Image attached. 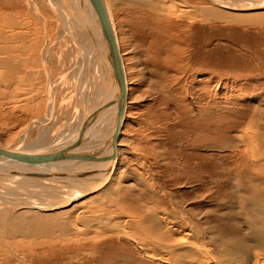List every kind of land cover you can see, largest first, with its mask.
I'll return each instance as SVG.
<instances>
[{
	"label": "rangeland",
	"instance_id": "rangeland-1",
	"mask_svg": "<svg viewBox=\"0 0 264 264\" xmlns=\"http://www.w3.org/2000/svg\"><path fill=\"white\" fill-rule=\"evenodd\" d=\"M193 1L215 5L212 0ZM51 5L49 0H0V12L5 9L2 13L20 15L17 19L31 25L33 33L38 30L40 43L47 47L45 67L35 66L40 71L37 78L18 86L15 96H0V145L3 147H26L42 132L45 142L63 135L66 138V132L79 125V118L82 120L78 114L85 115L84 106L78 104L87 98V93L81 97L77 92L88 75L86 67L94 64L87 59L82 69H78L80 76H76L75 67L71 68L76 48L59 26V16L55 17L57 10ZM112 14L131 91L114 170L125 196L130 199L122 200V206L130 210L145 204L162 215L168 212L170 220L176 222L179 219L190 222L189 218L194 215L206 239L212 240L221 234L225 238L240 236L253 243L254 239L250 238L255 233L261 231L264 235V157L253 154L249 147L252 143L246 140L254 111L264 106V23L228 24L212 20L207 28L200 29L203 34L194 29L185 32L192 38L188 44L181 38L182 53L173 56L174 63L169 60L165 65L160 46L149 44L151 37L144 28L138 27L139 24L132 27L119 8ZM133 14L139 16L137 12ZM171 45L165 44V52L170 53ZM11 87L5 91L13 92ZM48 102L53 105L50 110ZM43 117L51 118L48 124L34 123L29 128L31 121ZM54 194L62 202L63 196L57 191ZM19 195L26 196L22 191ZM81 198L73 202L74 206L88 205L89 201L90 205L99 196L92 193ZM78 207L76 210L83 208L89 212L95 209ZM10 208L15 209L10 203L0 204V212ZM131 231V227L119 222L110 236L93 234L86 248L69 252L61 251L65 245L58 238L50 237L54 241L45 236L10 238L14 252L10 250L15 254L7 255L0 247V264H81L85 259L83 253L90 249L96 252L83 264H105L111 256L136 264L130 261L134 256L145 257L136 248L135 239L126 237ZM18 240L23 242L18 244ZM46 242L58 245L49 250L48 245L42 246ZM200 261L196 259V263L187 264H200ZM146 262L164 264L159 260Z\"/></svg>",
	"mask_w": 264,
	"mask_h": 264
},
{
	"label": "bare ground",
	"instance_id": "bare-ground-1",
	"mask_svg": "<svg viewBox=\"0 0 264 264\" xmlns=\"http://www.w3.org/2000/svg\"><path fill=\"white\" fill-rule=\"evenodd\" d=\"M50 1L52 3L51 6L57 10V14L56 12L54 13L56 14L55 17L59 16L57 18L58 21L60 20L59 26L62 27V31H66L71 42L69 43L74 46V49L76 48L77 54L73 56L75 59L71 63V68L75 67V71L77 72L76 76L78 74L80 76V73H78L80 70L78 69H82L84 62L89 60L94 64V67H86L89 69L88 71L86 70L88 75L82 81L83 87L77 92L81 97L87 93V98L78 104L82 107L84 106L82 113H85V115L82 116L79 115V112V114L76 113V115L78 114L79 117H82V120L78 116L76 117V119L79 118L80 123L77 127L72 128L71 132L68 131L70 133L66 132V138L64 135L62 138H57V136L56 140L53 139L54 141L52 142H45L43 141L45 133L42 132L35 142L29 143L26 147H5L12 150L25 152L44 151L48 147L61 143L75 135L85 122L94 120V123L98 122V124L92 129L91 137L85 141L83 140L84 142L81 139L77 142V145L83 143L82 146H84L82 148H86L91 144L89 141L92 137L105 133L111 127L110 116L107 112L114 108L113 105L99 116L97 115V117H90L89 114L93 112L95 106H100L104 102V99H106L105 101L108 100V95L113 86L111 73L107 64L95 49L89 32L90 30L91 34H94V41L100 43V30L90 9L89 2L88 0ZM212 1L215 2V5L207 4L204 1L201 3L194 2L193 0H104L122 59L127 92L126 107L131 91L124 56L116 34L115 21L112 14L115 8L122 10V13L131 22L132 27L139 24L138 27H142L147 31L148 37H151L149 38V44L153 46L157 43L160 46L163 52L164 64L167 65L169 60L170 62H175L173 56H179L178 54L182 53L180 46L181 38H184L187 44L192 38V35H187L185 32H189L192 29L195 32L203 28L205 29L212 20L228 24L247 23L257 25L264 23V12L261 10L264 9V0H225L229 3L222 0V2H225L224 4L220 0ZM219 3L220 5H218ZM4 10L2 9V12ZM131 11L139 13V16H135ZM2 12H0V96L3 97L6 95L15 96L18 86L32 83V79L40 72L35 69V66L39 64L45 67L47 47L40 43L41 36L38 37L40 35L37 32L38 30H34L38 34L33 33L30 30L32 28L31 25H27V23L17 19L20 15L15 12L13 14ZM137 19H139L138 23ZM71 20L74 22H71ZM197 33L203 34L204 31L200 30ZM60 35L63 38L62 34H58V36ZM166 43L172 44L171 49L168 50L170 53L165 52V49H167L165 47ZM199 46L202 47L203 45L200 44ZM66 54L64 57H66ZM177 69H179V66H177ZM46 70L47 68L43 70L45 74L47 73ZM83 70L85 69L83 68ZM11 86L13 87V92H6L7 90L5 91V89ZM46 91H48V87ZM73 100L76 101L75 98ZM52 106L51 104L48 110L52 109ZM74 106L76 105L73 104ZM82 107L79 108L81 109ZM254 112L248 128V139L246 141L252 143L250 146L247 145L250 147L251 152L263 158L264 106L262 107L261 105ZM87 115L88 117L85 119ZM125 115L126 109L123 122ZM47 118L43 117L31 121L29 128L34 123L37 125L46 124L48 120H51V118ZM71 119L74 120L72 117ZM84 119L85 121L83 122ZM121 129L115 142V160L111 165L108 175L102 179L98 176L92 179L65 178L52 180L28 174L0 173V204L10 203L15 208L6 209V211L4 209L3 212H0V247H3L2 249L7 255L15 254L12 253L14 251L8 239L16 237H21L22 239V237L28 236L58 238V241L61 240V244L65 245L64 249L61 250L62 252L77 251L80 248H86L88 238L93 236V234L96 236H110L111 230L116 229L120 222V225L123 224L124 226L125 224L127 228L131 227L133 229V231L127 233L126 237L128 239H135L136 248L142 250L140 252L145 257L144 259L134 256V259L130 260L131 263L146 264V261L149 260H159L164 264H187L188 262L196 263V259H201L200 264H264V235L261 231L253 233L254 236L250 238L254 239L253 243L252 241L249 243V240H244L240 236L225 238L221 234L218 235L219 237L209 240V238L206 239L202 230L203 228H199L195 222L194 215H192V218H189L190 222L186 221L187 223H185L180 219L176 222L175 219L170 220L168 212L162 215L151 206H145V204L142 205L143 207L136 206L130 208V210L134 208L133 211L128 210L126 206L123 207L122 200L125 202L130 199L125 196V190L120 186V178L114 174L120 142H122L120 141ZM107 139L97 143L96 146L93 144V153L69 163L66 167L72 170L94 171L96 168L107 165L108 162L104 161L107 153L110 151L106 143ZM247 142L245 143L247 144ZM105 170L106 168H103L100 172L104 173ZM113 181L114 184L111 185ZM52 190H56L58 194L63 196L62 202L55 199L54 193L56 191L53 192ZM21 191L26 194L25 197L19 195ZM92 193H98L99 198L94 201L91 200L90 205V201L88 205L85 203L84 206H93L94 210L89 212L83 208H79L84 207L83 204H79V207L74 206L75 203L73 202L75 200L81 197L83 199V197ZM35 198H39L37 199L38 202L35 201ZM41 200L51 201L52 203L41 202ZM102 202L104 203L102 204ZM77 207L79 209L76 210ZM44 211H49V213H45ZM89 213L92 214L90 215ZM17 242L20 244L23 241L18 240ZM51 243L46 242L42 246L48 245L50 250L54 249L52 247L58 245ZM71 243H75L76 246H71ZM21 246L24 247L23 244ZM250 251L252 254H249ZM95 252L96 249H90L88 253L84 252L83 256H85V259L83 262L87 263L90 261ZM79 259H82V257ZM140 260H142V263ZM106 261L105 264H128L127 261H119L114 256L107 258ZM83 262L80 261L81 264Z\"/></svg>",
	"mask_w": 264,
	"mask_h": 264
},
{
	"label": "water",
	"instance_id": "water-1",
	"mask_svg": "<svg viewBox=\"0 0 264 264\" xmlns=\"http://www.w3.org/2000/svg\"><path fill=\"white\" fill-rule=\"evenodd\" d=\"M88 2L100 30V43H96L94 34H91L90 30L89 32L95 49L107 64L113 83L108 100L105 101L106 99H104V102L90 113V117L99 116L113 105L114 108L107 112L110 116L111 127L105 133L92 137L89 141L91 144L86 148H82L84 146H82L83 143L77 145V142L80 139L85 141L91 137L92 129L98 124V122L94 123V120L85 122L75 135L61 143L48 147L44 151L25 152L0 146V167H2L0 173L28 174L52 180H61L65 178L92 179L98 176L102 179L110 172L116 155L115 142L121 129L126 109V83L122 59L105 2L104 0H88ZM106 138H108L106 143L110 150L104 160L108 162L107 165L96 168L94 171L72 170L66 167L69 163L93 153L94 148H92V145L95 144L96 146L97 143ZM103 168H106V170L101 173L100 171Z\"/></svg>",
	"mask_w": 264,
	"mask_h": 264
}]
</instances>
